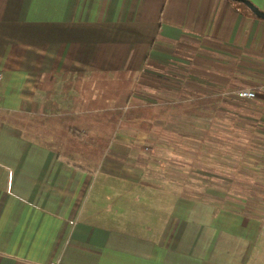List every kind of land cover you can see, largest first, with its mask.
Returning <instances> with one entry per match:
<instances>
[{
	"label": "crops",
	"instance_id": "crops-1",
	"mask_svg": "<svg viewBox=\"0 0 264 264\" xmlns=\"http://www.w3.org/2000/svg\"><path fill=\"white\" fill-rule=\"evenodd\" d=\"M94 72L202 108L124 127L90 172L0 121V264H264V20L231 0H0V110L41 115L44 75ZM162 129L196 138L176 189L142 157Z\"/></svg>",
	"mask_w": 264,
	"mask_h": 264
},
{
	"label": "trees",
	"instance_id": "trees-1",
	"mask_svg": "<svg viewBox=\"0 0 264 264\" xmlns=\"http://www.w3.org/2000/svg\"><path fill=\"white\" fill-rule=\"evenodd\" d=\"M60 79L64 84L62 94L70 103L67 109L48 115L47 109H58L53 97ZM39 89L46 90L41 115L0 110V121L20 129L29 140L40 141L75 168L88 172L100 168L110 145L124 127L149 134L156 122L196 116L202 108L197 100L137 103L134 76L125 73L46 74ZM40 136L48 141H41Z\"/></svg>",
	"mask_w": 264,
	"mask_h": 264
},
{
	"label": "rangeland",
	"instance_id": "rangeland-1",
	"mask_svg": "<svg viewBox=\"0 0 264 264\" xmlns=\"http://www.w3.org/2000/svg\"><path fill=\"white\" fill-rule=\"evenodd\" d=\"M145 90V89H144ZM135 99L139 102H141L143 99L145 101H148L147 98H144L141 93L138 91H135L134 93ZM191 121L189 120V124L191 125ZM179 126L180 123L175 124L172 123L170 126ZM161 126H164L161 124ZM159 128L157 132H159ZM163 133L157 134V144H154L152 146L144 145L142 147L143 154L142 157L144 159L149 160L150 162L156 163L155 171L157 172L156 179L158 180L161 176L165 177H171L173 181V188L176 189L177 187H180V181H175V179L180 178L179 174L181 172L180 165L183 163L186 159L192 161L193 163H196V145H195V134L193 135L195 139L191 140L186 146L181 145V140L179 137V134L173 133L168 129V131H164L162 129ZM41 141H48L45 139L44 136H40ZM261 143V142H260ZM61 149V147H59ZM257 156L261 157V151L257 149ZM172 166V170L168 167ZM195 168V166H194ZM248 173L256 176H261V174L264 176V168L260 166H251L248 167ZM193 186H195L196 182H191Z\"/></svg>",
	"mask_w": 264,
	"mask_h": 264
},
{
	"label": "built area",
	"instance_id": "built-area-1",
	"mask_svg": "<svg viewBox=\"0 0 264 264\" xmlns=\"http://www.w3.org/2000/svg\"><path fill=\"white\" fill-rule=\"evenodd\" d=\"M235 96L241 100H255L257 98V91L252 89H238ZM264 223V217H263Z\"/></svg>",
	"mask_w": 264,
	"mask_h": 264
},
{
	"label": "water",
	"instance_id": "water-1",
	"mask_svg": "<svg viewBox=\"0 0 264 264\" xmlns=\"http://www.w3.org/2000/svg\"><path fill=\"white\" fill-rule=\"evenodd\" d=\"M233 2L246 6L256 17L264 20V12L260 11L248 0H231Z\"/></svg>",
	"mask_w": 264,
	"mask_h": 264
}]
</instances>
